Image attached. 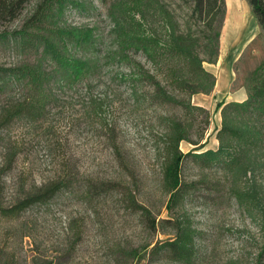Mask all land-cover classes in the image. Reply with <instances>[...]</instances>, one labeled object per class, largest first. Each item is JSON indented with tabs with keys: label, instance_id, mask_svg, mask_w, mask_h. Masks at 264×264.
Masks as SVG:
<instances>
[{
	"label": "rangeland",
	"instance_id": "374dc122",
	"mask_svg": "<svg viewBox=\"0 0 264 264\" xmlns=\"http://www.w3.org/2000/svg\"><path fill=\"white\" fill-rule=\"evenodd\" d=\"M41 1L30 0L17 19L0 24V29L13 33L0 38V66L32 62L40 56L46 40L54 39L57 47L64 50L65 46L68 53L89 59L92 68L77 87L55 92L45 117L29 120L21 113L0 132V201L7 206L34 187L56 179L65 161L72 164L73 172L77 171L79 177L114 178L115 163L102 126L115 123L136 177V198L156 217V229L147 231L138 214L124 209L114 193L86 198L82 190L78 194L63 190L47 204L37 205L24 214L29 221L30 237H25L22 243L17 239L14 244L16 252L30 256L40 253L51 257L60 252H72L71 258L63 259L62 264H116L118 247L144 242L152 245L173 236L169 225L161 222L173 215L166 208L169 193L163 181L166 153L163 122L167 117L185 118L179 108L149 104L147 100L135 102L129 96L127 83L121 79L128 66L118 54L124 52L135 22L140 23L136 29L138 35L152 31L164 37L161 16L149 2L156 1L155 6L160 2L184 19L190 13L191 0H143L144 21L134 8L135 0L105 3L50 0L44 13L47 15L32 30V36L26 38L21 32L17 33ZM230 2L225 0L226 14L220 29L217 61H204L203 66L219 80V91L243 87L247 94V82L258 65V73L264 77V35L251 11V24L246 16L242 17L243 8L239 6L229 16ZM241 24L247 27L240 40ZM53 25L64 30L75 28L88 39L84 42L80 37L76 44L66 35L64 40L56 34L50 36L48 31ZM43 34L48 39H44ZM131 56L147 63L148 67L141 53H131ZM225 66L230 71L227 85H224L227 76L221 72ZM0 84V109L34 93L24 79L18 82L6 76ZM205 95L208 97L200 102L203 105L197 104L203 107L209 104L204 107L209 110V125L200 124L199 128L207 138L201 150L217 148L215 135L220 127V112L216 111L220 95ZM195 101L192 97V102ZM192 147L187 141L179 143L182 152ZM220 171L203 169L188 157L183 164L182 177L190 181L204 172L210 178H219ZM222 180L223 185L209 188L199 185L191 189L181 209L197 231L198 257L192 264H257L264 243V218L258 209L250 210L237 203L230 191L229 176ZM262 195L264 200V185ZM262 258L264 262V253ZM136 264L147 263L142 259Z\"/></svg>",
	"mask_w": 264,
	"mask_h": 264
},
{
	"label": "trees",
	"instance_id": "16d2710c",
	"mask_svg": "<svg viewBox=\"0 0 264 264\" xmlns=\"http://www.w3.org/2000/svg\"><path fill=\"white\" fill-rule=\"evenodd\" d=\"M29 1L0 0V24L17 19ZM49 1L42 0L23 22L24 28L16 32H21L26 38L31 37L32 30L47 15L44 13ZM100 1L105 3L108 0ZM245 1L264 35V0ZM155 2L148 5L160 14L164 37L152 31L144 36L138 35L136 29L140 23L135 22L126 48L124 52L119 51L118 56L128 66L121 79L127 83L129 96L135 102L147 100L149 104L179 108L185 116L184 119L167 117L163 122L166 152L163 181L169 193L166 208L173 215L161 222L169 225L173 236L152 245L144 242L118 247L116 264H136L142 259L147 264H192L198 257L195 244L197 231L181 209L188 193L199 185L208 188L223 185L222 178L229 176L230 191L237 203L250 210L258 209L264 218V77L258 73L260 66L250 76L243 100H222L216 105V111L220 112V127L215 135L218 145L216 149L201 150L207 138H204L203 129L199 128L200 124L209 125V110L194 104L192 96L197 93L210 94L215 86L216 77L203 66V62L217 61L220 29L226 14L225 0H191L190 13L184 19L174 15L160 2L153 5ZM144 6L143 0H135L134 8L143 21L146 19ZM75 30H64L53 25L48 34H56L60 39L66 35L76 44H79L80 37L87 41L86 35ZM10 33L13 34L6 28L0 29V38ZM42 36L48 39L47 35ZM50 40H46L40 56L32 62L0 66V81L6 76L18 82L24 79L34 92L16 104L1 107L0 132L21 113L29 120L45 117L50 111L55 92L65 87H77L92 68L89 59L76 57L68 53L65 46L63 50L54 44V39ZM131 53H141L149 63L148 67L147 63L133 58ZM102 129L108 136V146L115 163L114 178L79 177L77 171L73 172L72 164L65 161L63 171L56 179L34 187L7 206L0 201V264H62L63 259L71 258L72 252H60L58 256L51 257L40 253L30 256L26 252H16L14 244L17 239L22 243L25 237H30L29 221L24 214L37 205L47 204L63 190L74 194L82 190L86 198L114 193L124 209L138 214L147 231L156 229V217L148 206L136 198V177L116 124L107 123ZM181 141H187L193 147L182 152L179 149ZM188 157L203 169L221 170V178H210L202 172L197 178L184 180L183 164ZM260 252L257 264H264V243Z\"/></svg>",
	"mask_w": 264,
	"mask_h": 264
},
{
	"label": "crops",
	"instance_id": "0c3cea01",
	"mask_svg": "<svg viewBox=\"0 0 264 264\" xmlns=\"http://www.w3.org/2000/svg\"><path fill=\"white\" fill-rule=\"evenodd\" d=\"M236 6H239V7L243 8V10L240 11L241 14H242V17L246 16V18H248V20H247L248 23L251 24V22L253 21V20H251L253 16H252V14L250 12L251 10L249 8V5H248V3L245 0H231V2L228 4V15L230 16V14L234 13V8ZM240 27H241V32H240V35H241L240 36V40H241V39L244 38V34H245V31H246L247 25L241 24ZM221 72H225V74L227 76L226 77L227 80L224 83V85L225 84L227 85V82L229 81V78H230L229 67L225 66L223 68V71H221ZM219 88H220V84H219V80L217 79V81L215 83V86H214V88H213V90L211 92V97L212 96H216V95L217 96L220 95L219 96L220 97V101L223 100V101H226V102L227 101H231V100L240 101V100H243L246 97V90L243 89V87L237 88L236 90H231V91H229V90H227L225 88H223L222 91H219ZM192 97H193V101H195V99H196V101L194 103L203 105L200 102H204L205 99L208 97V95H205V94H202V93H197V94H194ZM204 107H209V104L204 106Z\"/></svg>",
	"mask_w": 264,
	"mask_h": 264
}]
</instances>
